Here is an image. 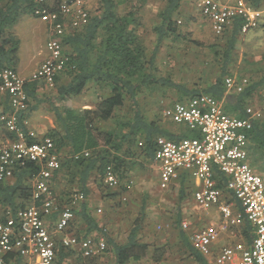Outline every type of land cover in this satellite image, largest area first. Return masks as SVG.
<instances>
[{
  "label": "trees",
  "instance_id": "trees-1",
  "mask_svg": "<svg viewBox=\"0 0 264 264\" xmlns=\"http://www.w3.org/2000/svg\"><path fill=\"white\" fill-rule=\"evenodd\" d=\"M72 1L75 0H0V71L15 70L19 40L12 29L23 17L35 18L36 11L57 12L63 2ZM150 1L152 0H98L96 12L90 14L87 24L63 38V53L69 61L65 70L55 78V99L64 101L70 97H78L86 92L89 85L103 93L90 109L74 110L51 105L56 127L47 136L53 139L57 152L62 153L64 150L67 153L61 158V167L54 174L52 192L60 180L65 185L69 183V186L75 187L87 200L90 195L89 180L95 175L101 183L99 191L102 197L117 201L118 207L124 204L126 200H123V197L127 191L124 186L120 184L110 188L102 185L106 168L112 167L119 180L124 179L130 173L134 162L140 160L145 164L153 163L157 138L179 140L190 135L172 134L162 126L159 118L150 119L146 110L147 104L142 100L146 95L162 93L166 96L173 93L178 97L175 102L209 95L223 102L227 113L246 118V102L264 85L263 75L258 82H250L243 92L234 94L228 102L225 100V79L235 76L233 67L237 59L236 45L242 36L241 18L234 19L222 33L224 46H220L221 50L212 52L213 67L217 73L213 81L201 87L187 86L175 81L170 74L163 73L157 64V51L165 40L170 38L178 42L186 36L180 30L182 22L176 17L182 0H166L164 7L158 12V23L154 27L156 45L154 50L148 53L139 33L141 22L138 10ZM245 1L255 10H260L264 5V0ZM130 2L135 6H132L133 10L120 13L119 9ZM43 85L45 84L42 81H25L28 110L35 111L42 103L38 94ZM30 103L33 105L30 106ZM4 104V112L10 111L8 98L4 99ZM20 116L21 127L26 132L23 124L26 115ZM2 131L10 140L16 138L5 129ZM248 139L250 152H264V118L252 120ZM36 170L38 167L30 163L24 169L16 170L11 179L0 184L2 211L16 212L32 204L33 188L30 181ZM186 178L187 174L181 173L178 179L181 186L180 199L185 196ZM225 180L219 175L217 186L223 189ZM175 183L170 187L175 186ZM225 193L228 194V191ZM53 197L55 199L54 193ZM86 200L74 211L84 226L81 239L93 232L103 233L106 237L88 209ZM237 205L242 212L241 205ZM144 209L143 207L141 216L131 226L124 243H116L106 237V251L112 252L114 264H134L146 257L152 258L154 263L161 262V258L155 254L152 257L147 256L149 246L140 238ZM176 217L174 228L182 248L197 264H210L206 257L193 249L187 234L180 229L179 212ZM241 232L249 243L254 238L253 227L246 219L243 221ZM72 253L73 251L59 246L56 255L58 264L69 258Z\"/></svg>",
  "mask_w": 264,
  "mask_h": 264
},
{
  "label": "built area",
  "instance_id": "built-area-1",
  "mask_svg": "<svg viewBox=\"0 0 264 264\" xmlns=\"http://www.w3.org/2000/svg\"><path fill=\"white\" fill-rule=\"evenodd\" d=\"M196 9L216 35H221L237 18L243 20L241 32L246 34L262 16L261 11L253 9L245 0H198ZM34 16L49 25L53 35L46 42L47 59L32 73L30 80L52 87L69 61L63 53L62 40L87 24L90 9L84 0H75L63 2L57 12L36 11ZM24 85L25 80L16 70L0 71V93L7 95L10 109L0 113V126L16 136L0 144V184L30 163L38 167L31 180L32 204L16 212L0 211V264H55L59 246L76 251L82 262L100 264L107 249L103 234L82 239L65 235L58 241L53 237V232L62 235L69 229L76 205L86 199L77 193L67 207L59 209L51 185L61 167V157L52 138L38 137L22 129L20 115L28 111ZM224 85L226 93L238 94L248 86V80L227 77ZM258 103L259 109L245 107L246 118L227 113L223 102L209 95L175 102L162 111L165 119L184 126L190 135L179 140L157 138L153 163L158 173V187L165 191L181 173L189 174L195 185L193 200L203 212L217 210L222 223L229 227L238 228L246 219L254 230L250 247L234 244L217 250L214 245L223 226L210 225L194 232L189 237L190 243L210 264H264V181L251 164L248 139L252 120L264 118V85L260 88ZM219 175L226 179L223 189L217 186ZM103 181L110 188L120 185L110 166ZM124 187L128 190L130 184ZM237 203L242 212L236 210ZM182 229H188L187 222L182 223Z\"/></svg>",
  "mask_w": 264,
  "mask_h": 264
},
{
  "label": "rangeland",
  "instance_id": "rangeland-1",
  "mask_svg": "<svg viewBox=\"0 0 264 264\" xmlns=\"http://www.w3.org/2000/svg\"><path fill=\"white\" fill-rule=\"evenodd\" d=\"M90 9V14H94L97 9L98 0H84ZM198 0H182L181 6L177 13V20L182 22L180 30L185 34L184 39L172 41L170 38L165 40L157 51V64L165 74H170L173 79L187 86L199 85L204 86L216 77V69L213 67L212 52L221 50L220 46H224L223 34L216 36L209 26L203 21L200 13L196 9ZM166 0H152L143 8L138 10V17L141 22L139 33L147 52L151 53L156 45V34L154 27L157 25V14L164 7ZM132 2L122 6L120 13H127L132 9ZM135 7V6H134ZM262 16L257 25L243 34L236 45V63L233 67V73L238 78H246L248 84L258 82L264 75V5L259 10ZM137 16V15H136ZM33 19V18H32ZM38 30L32 31L28 18H24L16 27L20 41V55L23 62H17L16 69L18 73L23 64L27 63L34 69V64L38 60L44 61L48 57L44 46L51 38L53 32L50 26L45 23L36 21ZM45 24V25H44ZM15 27V28H16ZM35 54L34 60L31 57ZM36 67V66H35ZM33 71V70H32ZM31 71V72H32ZM26 73L20 74L21 77L31 75ZM103 92L98 91L93 85H89L86 92L78 97H70L64 101L55 99V86L43 85L39 91L41 104L36 111L26 112L24 118V126L28 132L34 133L36 136L48 134L51 129L41 130V121H47L44 117L55 120L51 105L60 108H70L74 110L90 109L98 102V96ZM146 95V94H145ZM260 89H257L252 97L246 102L245 106L260 108L258 98ZM142 99V98H141ZM176 94L156 93L154 95L145 96L142 100L147 104L146 110L150 119L159 118L169 131L181 133L185 129L184 126H176L162 115V111L172 102L177 101ZM144 104V103H142ZM33 103H30V106ZM5 108V104H2ZM30 108V107H29ZM225 109V106H224ZM3 110V109H0ZM127 112V109L124 111ZM123 113V114H125ZM49 127V126H48ZM38 128V129H37ZM54 130V129H52ZM8 140L7 134L0 129V141ZM67 153L62 150L61 158ZM250 161L255 172L263 178L264 181V152L251 150ZM134 162V161H132ZM185 182L184 198L180 199V183L167 190H161L158 187L156 165L145 164L142 161L134 162L130 173L124 179L120 180V184H130V188L124 196L126 201L118 207L117 201L103 198L99 191L98 177L93 175L89 180V186L93 190L94 197H90V212L98 222L101 229L105 232L106 237L111 238L116 243L124 242L133 223L141 216V210L144 207V220L141 224L140 238L149 246L148 255L159 256L161 262L158 264H197L190 255L182 248L179 242V236L174 228V222L177 219V212L180 213V229L182 223H188V229L183 230L188 238L206 226L221 224L222 220L216 212L205 214L199 208L192 197V181ZM69 184V183H68ZM65 185L62 181H57L54 188L55 201L59 209L67 207L72 196L78 193L75 187ZM105 186L104 182L102 184ZM89 199V198H88ZM88 199L86 202H88ZM78 203L74 211L79 207ZM88 204V203H87ZM100 210V211H98ZM2 211V209H0ZM218 214V215H217ZM54 220V219H53ZM84 226L80 219L75 216L71 222L69 229L62 235L53 232V237L58 241L61 236L72 235L81 238ZM223 236V243L241 242L243 236L240 235L241 229L227 228ZM103 234V233H102ZM104 235V234H103ZM94 236V235H93ZM105 237V235H104ZM105 237V239H106ZM100 264H113V255L107 250ZM79 260V264H87L77 257L76 251H73L69 258L65 259L66 264H75ZM77 262V263H78ZM135 264H157L152 258L147 257Z\"/></svg>",
  "mask_w": 264,
  "mask_h": 264
},
{
  "label": "crops",
  "instance_id": "crops-1",
  "mask_svg": "<svg viewBox=\"0 0 264 264\" xmlns=\"http://www.w3.org/2000/svg\"><path fill=\"white\" fill-rule=\"evenodd\" d=\"M24 18H28V20H29V23H30V25H32L31 26V29H32V31H36V30H38L39 29V27H37V24H36V21H40L39 19H37V18H33V17H29V16H25ZM33 18V19H32ZM23 19V18H22ZM21 19V20H22ZM21 20L19 21V22H21ZM41 22V21H40ZM43 23V22H42ZM45 25V24H44ZM46 26H48L49 27V25H47L46 24ZM16 27V25L13 27V29H12V32H13V34L16 36V38L19 40V37H18V30H16L17 29V27ZM243 35V34H242ZM44 50H45V58H46V56H47V54H46V45L44 46ZM20 55V41H19V50H18V56H17V61H16V63L15 64H17V62H19V61H21V62H23V60H22V58H21V56H19ZM34 58H35V54L31 57V59L32 60H34ZM47 59V58H46ZM45 59V60H46ZM44 60V61H45ZM44 61H42V60H38L35 64H34V69H32L31 70V66H28V64L27 63H25V64H23L22 66H21V68H20V71H19V73L20 74H22V73H26L27 72V74H29V72H31L30 74L32 75V73L34 72V71H36L43 63H44ZM36 66V67H35ZM15 70L17 71L18 69H16V65H15ZM18 72V71H17ZM19 74V75H20ZM31 75H28L27 77H22L23 78V80H25V81H30V77H31ZM227 94V96H226V98H225V100L228 102L231 98H232V96H234V94L235 93H233V92H230V93H226ZM5 98H8L7 97V95L6 94H4V93H0V109H3V110H0V113H3L4 112V108H3V106H2V104L4 103V99ZM225 101V102H226ZM246 107V106H245ZM36 111V110H35ZM26 114V113H25ZM233 115V114H232ZM45 119H47L48 120V122L46 121H41L42 122V127H40L39 129H41L42 131L43 130H46V129H55V127H56V125H55V120L53 121L52 119H50V118H47V117H44ZM49 126V127H48ZM176 126H179V125H176ZM0 129H4L3 127H1L0 126ZM38 129V128H37ZM51 129V130H52ZM172 134H177V135H180V134H182V133H189L188 132V130L185 128L184 130H182V132L181 133H175V131H170ZM47 135V134H46ZM9 139V138H8ZM5 142V141H4ZM1 143H3L2 141H0V144ZM59 153V152H58ZM251 153V152H250ZM59 155H60V157H61V153H59ZM152 165L154 166V163H152ZM157 170V169H156ZM179 179V178H178ZM178 179L177 180H175L174 181V183H175V185L176 184H178ZM157 180H158V173H157ZM31 182V181H30ZM186 182H191L190 181V175L189 174H187V178H186ZM180 183V182H179ZM31 184H32V182H31ZM192 185H193V188H192V193H193V191H194V189H195V185H194V182L192 181ZM32 187H33V184H32ZM88 187H90V186H88ZM90 189V195H89V199H88V209L90 210V205H89V200H90V197H94V195H93V190H91V188H89ZM124 197H127V196H124ZM127 200V199H126ZM235 207H236V210H238L239 211V209H238V205L237 204H235ZM212 211L213 212H216L217 213V210H214V209H212ZM211 211V212H212ZM205 214H209L208 212H205ZM218 215V214H217ZM220 219H221V217L220 216H218ZM53 219V218H52ZM243 225V224H242ZM216 226H218V227H224V230H222L221 232H220V235H219V239H218V241L216 242V244L214 245V248L217 250V249H219V248H221V247H223V246H226V245H234V244H242V245H244L245 247H250V245H251V243H252V241L249 243V242H247L245 239H244V237H242L243 238V240L241 241V242H230V243H223V236H224V234L226 233L225 231H226V229L227 228H237V227H229V226H226L224 223H221V224H217ZM239 229H241L242 228V226H240V227H238ZM253 234H254V230H253ZM100 236V235H102V233H99V232H93V233H91V234H89V236ZM240 235L242 236V232L240 233ZM121 243H124V242H121ZM147 258V257H146ZM103 259V258H102ZM144 259V258H143ZM73 261H75V264H79V260L77 261V260H73ZM78 262V263H77ZM102 262V261H101ZM140 262V261H139ZM55 264H58V262H57V256H56V263ZM61 264H66L64 261L61 263ZM114 264V263H113ZM135 264V263H134Z\"/></svg>",
  "mask_w": 264,
  "mask_h": 264
}]
</instances>
